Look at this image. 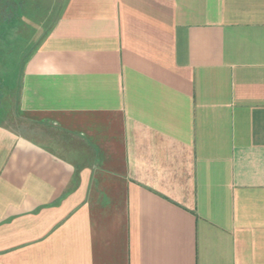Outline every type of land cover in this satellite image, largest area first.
I'll return each instance as SVG.
<instances>
[{"label": "crops", "instance_id": "1", "mask_svg": "<svg viewBox=\"0 0 264 264\" xmlns=\"http://www.w3.org/2000/svg\"><path fill=\"white\" fill-rule=\"evenodd\" d=\"M0 264H264V0H0Z\"/></svg>", "mask_w": 264, "mask_h": 264}, {"label": "rangeland", "instance_id": "2", "mask_svg": "<svg viewBox=\"0 0 264 264\" xmlns=\"http://www.w3.org/2000/svg\"><path fill=\"white\" fill-rule=\"evenodd\" d=\"M17 51V50H16ZM21 57H18V51L9 55L6 59V64H8L9 68L8 67H5L3 69L5 70H9V69H15L16 70V67L18 69V66L20 65V61H21Z\"/></svg>", "mask_w": 264, "mask_h": 264}]
</instances>
